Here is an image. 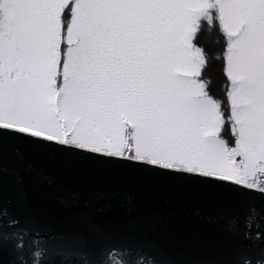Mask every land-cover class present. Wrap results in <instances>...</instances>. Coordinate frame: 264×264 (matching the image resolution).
I'll return each instance as SVG.
<instances>
[{"label": "snow or ice", "instance_id": "1", "mask_svg": "<svg viewBox=\"0 0 264 264\" xmlns=\"http://www.w3.org/2000/svg\"><path fill=\"white\" fill-rule=\"evenodd\" d=\"M209 30L223 41L224 99L202 79ZM7 142L264 197V0H0V190L6 171L24 180L3 167ZM228 229L239 235L238 219ZM142 254L0 218V264Z\"/></svg>", "mask_w": 264, "mask_h": 264}, {"label": "water", "instance_id": "2", "mask_svg": "<svg viewBox=\"0 0 264 264\" xmlns=\"http://www.w3.org/2000/svg\"><path fill=\"white\" fill-rule=\"evenodd\" d=\"M17 153L24 159L18 162ZM0 218L9 212L42 231H78L143 250L142 264H264V197L56 150L7 142ZM255 212L249 225L247 217ZM241 232L233 235L229 220ZM247 234V235H245Z\"/></svg>", "mask_w": 264, "mask_h": 264}, {"label": "trees", "instance_id": "3", "mask_svg": "<svg viewBox=\"0 0 264 264\" xmlns=\"http://www.w3.org/2000/svg\"><path fill=\"white\" fill-rule=\"evenodd\" d=\"M200 43L206 48L208 53V64L205 68V74H202V79L206 76L210 77V83L206 86L215 97L222 90L223 84V64L221 59H217V56L221 55L223 41L221 36L212 30H209L206 35L201 37ZM206 75V76H205Z\"/></svg>", "mask_w": 264, "mask_h": 264}, {"label": "rangeland", "instance_id": "4", "mask_svg": "<svg viewBox=\"0 0 264 264\" xmlns=\"http://www.w3.org/2000/svg\"><path fill=\"white\" fill-rule=\"evenodd\" d=\"M221 61H222V59H221ZM222 64H223V61H222ZM203 75L205 74V70L203 71V73H202ZM206 76V75H205ZM223 76V86H222V90L218 93V96H217V98L218 99H224L225 98V83H226V78H225V76L224 75H222ZM210 77H208V76H206V78L204 77V81L206 82V85L208 84V83H210ZM208 86V85H207ZM210 93H211V91H210ZM212 95H214L213 93H211Z\"/></svg>", "mask_w": 264, "mask_h": 264}]
</instances>
